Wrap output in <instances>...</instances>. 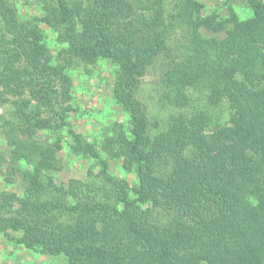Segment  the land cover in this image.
Returning <instances> with one entry per match:
<instances>
[{
  "label": "trees",
  "instance_id": "obj_1",
  "mask_svg": "<svg viewBox=\"0 0 264 264\" xmlns=\"http://www.w3.org/2000/svg\"><path fill=\"white\" fill-rule=\"evenodd\" d=\"M249 3L246 19L228 7L227 35L217 37V14L202 15L199 0H40L42 14L30 18L0 0L8 180L26 183L23 195L0 193V232L20 231L19 243L66 264H264V3ZM43 23L65 45L56 58ZM179 27L192 47L166 73L176 111L162 124L140 87ZM74 59L118 67L113 97L128 119L109 127L102 149L69 119ZM198 86L211 107L228 103L227 122L190 109ZM40 131L45 141H33ZM65 141L99 173L58 185ZM111 159L134 173L133 185L111 173Z\"/></svg>",
  "mask_w": 264,
  "mask_h": 264
},
{
  "label": "rangeland",
  "instance_id": "obj_2",
  "mask_svg": "<svg viewBox=\"0 0 264 264\" xmlns=\"http://www.w3.org/2000/svg\"><path fill=\"white\" fill-rule=\"evenodd\" d=\"M16 8L18 14L23 18H30L42 14L40 0H9ZM204 4L202 15L216 12V28L214 35L225 37L226 28L219 24L229 14L232 7L241 19L251 17L253 10L250 0H199ZM264 3V0H262ZM46 37V42L51 53L57 57L60 50H63L64 43L57 38V32L46 24L41 25ZM209 34V32L207 33ZM187 29L180 27L176 35L171 40L170 49L163 53L148 68L142 77L140 96L145 104L146 110L152 121L164 122L170 113L175 112L176 108L170 103L167 95L168 87L165 83L166 73L180 60L183 53L190 51L192 44L188 38ZM211 35V34H210ZM73 66L67 69L72 78V105L75 108L71 111L69 119L75 129L84 136L95 141L100 146L102 139L110 133V128L114 124H125L128 119L127 112L118 104L113 97L114 81L117 76L118 67L107 59H100L96 63H85L74 59ZM207 88L198 86L190 89L192 104L190 109L208 108L218 122H227L230 117L228 103L222 102L217 106L211 107L207 101ZM9 118V106L0 100V193L16 192L23 195L26 183L20 178H15L12 182L8 180L9 161L11 160V148L14 137L9 134V125H4ZM163 126V125H162ZM45 132L34 134L33 141H45ZM27 151V150H26ZM104 152L103 150H101ZM27 153V152H26ZM59 167L53 171L58 185L67 184L70 179H88V172L92 170L95 174L99 173V167L94 164L92 159L80 157L72 153L67 141L58 153ZM111 173L133 185L135 175L133 172H125L121 166V161L111 159ZM21 236L20 231L8 230L0 232V264H66L67 258L64 254H46L40 250L31 249L18 242ZM207 264V262H202Z\"/></svg>",
  "mask_w": 264,
  "mask_h": 264
}]
</instances>
